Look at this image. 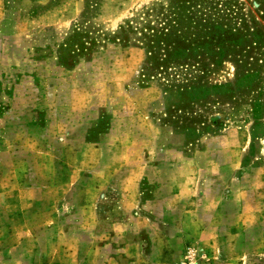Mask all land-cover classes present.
Returning a JSON list of instances; mask_svg holds the SVG:
<instances>
[{
	"label": "rangeland",
	"instance_id": "rangeland-1",
	"mask_svg": "<svg viewBox=\"0 0 264 264\" xmlns=\"http://www.w3.org/2000/svg\"><path fill=\"white\" fill-rule=\"evenodd\" d=\"M0 264H264V0H0Z\"/></svg>",
	"mask_w": 264,
	"mask_h": 264
},
{
	"label": "trees",
	"instance_id": "trees-1",
	"mask_svg": "<svg viewBox=\"0 0 264 264\" xmlns=\"http://www.w3.org/2000/svg\"><path fill=\"white\" fill-rule=\"evenodd\" d=\"M155 55L159 56L157 52L155 53ZM157 60H159V59L156 58V61ZM170 60H173V59H171V58L169 60L164 59V60H161V62L167 64ZM187 60L190 61V59H187ZM166 86L168 88H178V91H173L174 89L169 90V93L172 97H177L179 99L178 102L172 104L174 106L177 105V107H180L181 105L184 106V104L186 102L184 100L185 96L189 97V100H190L189 104H192L194 102L198 103V102L202 101V98H206V97L213 95V92L214 93H220V92H224V90L226 89V87H224V86L210 87V86H204V85H200V86H198V85H191V86L185 85L184 87H182L180 84H179V86L176 87V85H174V82L168 83V85L166 84ZM167 92L168 91H165V93H167ZM189 130H191L193 134L196 132V129H189Z\"/></svg>",
	"mask_w": 264,
	"mask_h": 264
}]
</instances>
